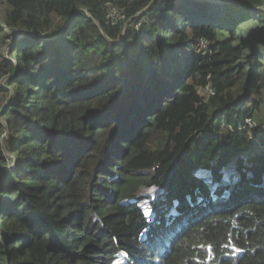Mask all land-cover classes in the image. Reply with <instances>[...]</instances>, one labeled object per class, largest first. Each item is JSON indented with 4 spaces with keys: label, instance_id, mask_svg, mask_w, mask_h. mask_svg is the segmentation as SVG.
Wrapping results in <instances>:
<instances>
[{
    "label": "trees",
    "instance_id": "16d2710c",
    "mask_svg": "<svg viewBox=\"0 0 264 264\" xmlns=\"http://www.w3.org/2000/svg\"><path fill=\"white\" fill-rule=\"evenodd\" d=\"M0 94V264H264V0H0Z\"/></svg>",
    "mask_w": 264,
    "mask_h": 264
},
{
    "label": "rangeland",
    "instance_id": "374dc122",
    "mask_svg": "<svg viewBox=\"0 0 264 264\" xmlns=\"http://www.w3.org/2000/svg\"><path fill=\"white\" fill-rule=\"evenodd\" d=\"M116 15H117V14H116V11L113 9V16L116 17ZM117 23H118V22H117ZM136 27L138 28L139 26L136 25V24L134 25V23H132V22H130V23H128V24L126 25V29L128 28V31H134V30H137ZM134 33H136V32L134 31ZM124 34H125V32H124ZM18 36H21V37H27L28 35L23 36V33H19ZM123 42H124V36H123V38L119 39L116 43L121 44V43H123ZM204 47H205V46L203 45V47L200 49V51H201ZM203 53H205V52L202 51V54H203ZM3 105H4L3 98H2V95L0 94V111L3 109V108H2ZM1 122H2V118L0 117V123H1ZM258 132L260 133V130H258ZM0 135H2V133H0ZM208 137H209V136H208ZM205 138H207V137L199 138V139H200V141H204ZM0 141H2L3 152H4L5 154L9 155V151H8V145H9V133L7 132L6 134H3V135H2V140L0 139ZM258 146H260V145H258ZM257 153H258V154L260 153V147L258 148ZM233 180H235V176H232V177L230 178V183H233ZM140 191H141V192H146V190H145L144 188H142Z\"/></svg>",
    "mask_w": 264,
    "mask_h": 264
},
{
    "label": "built area",
    "instance_id": "2783aa9c",
    "mask_svg": "<svg viewBox=\"0 0 264 264\" xmlns=\"http://www.w3.org/2000/svg\"><path fill=\"white\" fill-rule=\"evenodd\" d=\"M204 46H205V45H204ZM205 47H206V46H205ZM205 47H204V48H205ZM203 54H205V53H203ZM211 94H212L211 89H207V90L205 91V95H206V96H209V95H211ZM246 125H247V127H248L249 129H252V128L258 129V128H259V125H258L257 123H255L254 121H252V120H247V121H246ZM259 147H260V152L264 154V144H261Z\"/></svg>",
    "mask_w": 264,
    "mask_h": 264
}]
</instances>
